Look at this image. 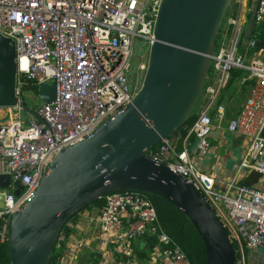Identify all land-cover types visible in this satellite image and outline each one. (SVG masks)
<instances>
[{"label":"built area","instance_id":"2783aa9c","mask_svg":"<svg viewBox=\"0 0 264 264\" xmlns=\"http://www.w3.org/2000/svg\"><path fill=\"white\" fill-rule=\"evenodd\" d=\"M162 0H0V33L17 47V103L0 108V175L11 178L0 186V242L10 237L13 215L30 200L57 154L92 135L105 121L132 103L133 51L137 38L152 43ZM251 12V11H250ZM245 0H232L221 24L205 81L197 118L146 151L189 179L215 210L234 245L238 264H248L247 251H264V189L230 181L219 184L199 170L191 148L207 154L222 90L235 68L249 71L253 85L239 112L227 120V131L247 142L240 168L264 175V52L244 64L239 55L248 22ZM264 24V0H258L255 26ZM253 33L249 46H255ZM141 68H145L142 66ZM43 84L55 86V99L26 112L25 93ZM179 144L180 147L179 148ZM20 186L19 195L14 190ZM93 213L85 208L65 225L49 264H75L89 249L102 264H196L160 224L153 201L144 193L106 194ZM84 234H88L84 237ZM98 240L97 244L88 242ZM151 243L147 259L134 241Z\"/></svg>","mask_w":264,"mask_h":264},{"label":"water","instance_id":"95a60500","mask_svg":"<svg viewBox=\"0 0 264 264\" xmlns=\"http://www.w3.org/2000/svg\"><path fill=\"white\" fill-rule=\"evenodd\" d=\"M232 0H162L146 74L132 103L92 135L62 149L34 196L11 220L10 264H49L65 225L106 194L136 191L160 197L191 222L204 247V264H238L227 230L195 185L146 151L174 135L190 118L209 78L216 38ZM256 0L243 33L250 44ZM261 41L256 39L255 47ZM16 42L0 33V108L17 101ZM39 98L55 99L43 84ZM26 112L38 115L21 100ZM198 140H195L196 146ZM11 182L0 175V186ZM21 187L14 190L19 195ZM0 195V207L4 206Z\"/></svg>","mask_w":264,"mask_h":264},{"label":"crops","instance_id":"0c3cea01","mask_svg":"<svg viewBox=\"0 0 264 264\" xmlns=\"http://www.w3.org/2000/svg\"><path fill=\"white\" fill-rule=\"evenodd\" d=\"M255 2L256 0H245V4L248 6V13L252 11ZM250 14L248 15L250 16ZM250 47L251 46L248 48L245 47L243 53H239L240 56H243L244 64L248 65L254 57L261 56L264 52L263 48L260 50H252ZM245 73L240 80H237V85H239L238 92L244 85L246 88V94L241 96V99L238 100L236 105H233L232 103H234L235 97L226 95V88L222 90L219 103L224 105L225 114L222 118L216 111L212 112L214 125L209 137V151L207 154L200 153L193 144L191 148V157L199 170L213 176L221 185L234 180L240 184L257 187L256 184H259V181H262L264 187V175L249 169L240 168L241 158L247 148V142L242 136L227 131V120L239 112L253 85V79L249 74L250 72L245 69ZM246 81H248V85H245ZM179 148H181L180 144ZM263 187L261 188L264 189ZM99 205L100 204H94L86 210L93 213ZM87 235L88 234H84V237ZM88 242L93 245L97 244L98 240L95 238H89ZM134 246L137 254L139 256L141 254L143 259H147L151 256L152 247L150 242L138 239L134 241ZM247 259L248 264H264V251H248ZM101 260L102 257L100 254L95 257L94 253L89 249H86L85 251L82 250L81 255L75 259V264H102L100 263Z\"/></svg>","mask_w":264,"mask_h":264},{"label":"trees","instance_id":"16d2710c","mask_svg":"<svg viewBox=\"0 0 264 264\" xmlns=\"http://www.w3.org/2000/svg\"><path fill=\"white\" fill-rule=\"evenodd\" d=\"M256 37L261 41L259 47L251 46L250 48L252 50H260L261 48L264 49V24L263 27L259 28ZM240 45L244 48L249 47V45L245 46L243 41ZM244 73V69H233L231 72L230 81H236L238 78L242 77ZM194 111H192L189 120L175 134H178L179 132H183V134H185V127L190 126L197 118L196 111ZM144 194L153 200L158 212L160 224L163 229L169 234V236L173 239V241L182 248V250L192 262L196 264H204L205 254L202 240L193 225L191 224V222L188 220V218L179 209H177L175 206H173L166 200L157 196H152L146 193ZM102 202L103 200L101 198L93 204L101 205ZM140 257H142L141 254ZM10 260L11 259L9 254L8 242H0V264H10Z\"/></svg>","mask_w":264,"mask_h":264},{"label":"rangeland","instance_id":"374dc122","mask_svg":"<svg viewBox=\"0 0 264 264\" xmlns=\"http://www.w3.org/2000/svg\"><path fill=\"white\" fill-rule=\"evenodd\" d=\"M258 30H259V27L254 26V34H257ZM150 47H151L150 43H148L145 40H142L140 38H137L135 40L133 57H132L133 74L131 76V81L133 83V86L137 85V87H141V85L143 84V80H144V77L146 74V69H147L148 61H149ZM243 51H244V47L240 45L239 53H243ZM142 66H145V68L144 69L141 68ZM242 77L238 78L237 80H240ZM237 80L233 81V82L230 81L227 84V87L225 89L226 95H228L230 97L231 96L235 97L234 103H232L233 105H236L238 103V100L241 99V96L246 94V88L244 85L241 87V90L238 92L239 85H237ZM245 85H248V81L245 82ZM24 96H25V101H26L27 105L30 106L31 108H39L43 103V101L39 98L38 93L35 91H29L28 93H25ZM198 105H199V101L195 105L193 111L197 110ZM24 116L26 117L27 120L30 118V115L27 112H24L23 117ZM256 186L260 187V188L263 187L262 181H259V184H256ZM93 205L94 204H91L89 207H91Z\"/></svg>","mask_w":264,"mask_h":264}]
</instances>
